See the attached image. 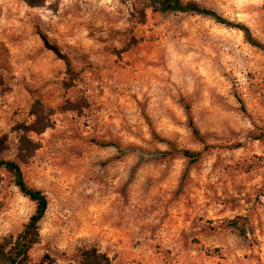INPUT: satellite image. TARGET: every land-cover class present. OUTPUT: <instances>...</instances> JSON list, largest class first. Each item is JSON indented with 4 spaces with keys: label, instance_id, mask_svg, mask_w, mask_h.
<instances>
[{
    "label": "rangeland",
    "instance_id": "374dc122",
    "mask_svg": "<svg viewBox=\"0 0 264 264\" xmlns=\"http://www.w3.org/2000/svg\"><path fill=\"white\" fill-rule=\"evenodd\" d=\"M182 1L264 44V0ZM36 103L51 114L39 134ZM0 158L48 199L31 264L91 247L110 264H264V52L210 16L0 0ZM34 211L0 169V238Z\"/></svg>",
    "mask_w": 264,
    "mask_h": 264
},
{
    "label": "trees",
    "instance_id": "16d2710c",
    "mask_svg": "<svg viewBox=\"0 0 264 264\" xmlns=\"http://www.w3.org/2000/svg\"><path fill=\"white\" fill-rule=\"evenodd\" d=\"M26 4L31 7H38L44 5L46 0H23ZM151 2V5L155 10L166 12V11H181V12H192L196 14H202L210 16L217 22L222 23L226 26L237 28L241 30L246 39L254 46L259 47L264 52V44L254 39L248 26L235 23L219 16L216 12L200 7L194 2H183L182 0H147ZM42 40L47 47V38L42 35ZM34 115V121L31 126L27 129L37 134L44 132L51 125V114L46 111L39 103H36L32 110ZM193 133L199 135L198 130L194 127L192 120H190ZM22 153L23 155H31L32 152L37 148L36 144L28 137H21ZM185 155L194 157L198 156L197 152H190L185 150ZM0 169H5L13 177L15 185L19 191L31 201L35 203V211L29 217L28 221L24 224L23 229L16 236H4L0 238V264H31L29 258V251L32 246L38 242L40 238V221L43 218L46 209L48 207V199L46 194L38 189L30 186L23 175L20 164L15 160H9L0 158ZM232 225L237 226L235 222ZM81 260L79 264H110L109 257L100 252L95 247L84 249L81 252Z\"/></svg>",
    "mask_w": 264,
    "mask_h": 264
}]
</instances>
